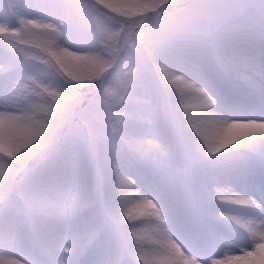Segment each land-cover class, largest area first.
Instances as JSON below:
<instances>
[{
	"label": "snow or ice",
	"instance_id": "snow-or-ice-1",
	"mask_svg": "<svg viewBox=\"0 0 264 264\" xmlns=\"http://www.w3.org/2000/svg\"><path fill=\"white\" fill-rule=\"evenodd\" d=\"M225 239L264 246V0L0 7V264H219Z\"/></svg>",
	"mask_w": 264,
	"mask_h": 264
},
{
	"label": "rangeland",
	"instance_id": "rangeland-1",
	"mask_svg": "<svg viewBox=\"0 0 264 264\" xmlns=\"http://www.w3.org/2000/svg\"><path fill=\"white\" fill-rule=\"evenodd\" d=\"M112 2L123 3L125 0H112ZM7 3L8 0H0V7L6 6ZM8 39L16 40L21 38H14L10 36ZM22 39L25 40L23 48L30 56H36L40 54V49L36 47V45L43 44V36L39 31H37L32 36L22 37ZM37 62H39V60H37ZM38 83L40 82L38 81ZM238 86L241 88L245 87L244 81H238ZM169 87H171L173 90H176L184 89L185 85L183 82H177L174 85H169ZM184 102L190 106L189 112L193 117V120H195L200 113L198 106L200 105L201 100L199 96L193 92L185 96ZM121 187L123 189L121 195L125 197V204L135 215V219L130 221V223L136 224L138 235L142 245L144 246V252L146 254H150L154 249V241L156 239L155 225L150 217L137 214L139 210L135 207V205L140 202L142 194L138 192L137 188L132 187L127 183L123 184ZM253 229L259 231V221L254 223ZM249 240H251V237H249ZM256 242L264 245V241ZM214 251L215 255L211 256L210 259L219 261V264H264V246L256 248L253 245L251 247L245 248L243 244H236L235 241L231 239H225ZM187 255L188 254H186V256Z\"/></svg>",
	"mask_w": 264,
	"mask_h": 264
},
{
	"label": "bare ground",
	"instance_id": "bare-ground-1",
	"mask_svg": "<svg viewBox=\"0 0 264 264\" xmlns=\"http://www.w3.org/2000/svg\"><path fill=\"white\" fill-rule=\"evenodd\" d=\"M235 263H237V262H235Z\"/></svg>",
	"mask_w": 264,
	"mask_h": 264
}]
</instances>
